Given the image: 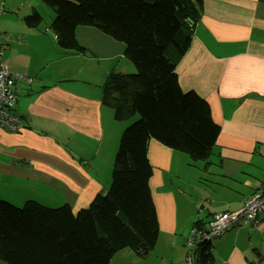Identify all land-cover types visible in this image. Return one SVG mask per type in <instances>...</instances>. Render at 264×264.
<instances>
[{
	"label": "crops",
	"instance_id": "1",
	"mask_svg": "<svg viewBox=\"0 0 264 264\" xmlns=\"http://www.w3.org/2000/svg\"><path fill=\"white\" fill-rule=\"evenodd\" d=\"M28 3L25 15L38 6L44 9L39 1ZM51 34L27 26L18 14L0 15L3 58L12 73L29 79L13 85L14 112L23 127L16 132L0 129V199L16 206L28 199L48 207L66 203L76 211L107 190L125 124L100 102L101 86L109 72H129L133 65L122 42L94 27L76 28L84 52L62 50ZM175 72L182 90L206 99L220 127L211 157L222 180L212 195L204 194L205 212L183 183L198 182L210 171L197 170L191 182L172 171L161 173L151 161L150 148L169 164L184 158L189 165L190 160L148 140V184L159 230L183 236L195 220L205 219L207 225L213 213L237 209L264 181V0H202L199 22ZM173 237L170 244L181 247L182 240ZM158 242L159 237L150 260L157 257ZM211 243L215 264H264V214L257 223L230 229ZM115 260L114 254L109 264Z\"/></svg>",
	"mask_w": 264,
	"mask_h": 264
},
{
	"label": "trees",
	"instance_id": "2",
	"mask_svg": "<svg viewBox=\"0 0 264 264\" xmlns=\"http://www.w3.org/2000/svg\"><path fill=\"white\" fill-rule=\"evenodd\" d=\"M41 1L53 11L50 28L62 50L84 52L75 36L78 26L94 27L123 43V54L135 70L109 72L100 102L112 109L116 121L137 119L119 138L106 192L96 194L87 206L73 211L66 203L48 207L28 199L18 207L0 199V260L109 264L122 250L144 259L160 232L148 184V140L186 153L192 162L209 164L220 130L206 99L194 90H182L175 72L190 46L202 0ZM23 19L35 27L42 17L32 10ZM205 225V219H197L191 230H204L208 222ZM226 232L192 242L194 264H215L211 242Z\"/></svg>",
	"mask_w": 264,
	"mask_h": 264
},
{
	"label": "rangeland",
	"instance_id": "3",
	"mask_svg": "<svg viewBox=\"0 0 264 264\" xmlns=\"http://www.w3.org/2000/svg\"><path fill=\"white\" fill-rule=\"evenodd\" d=\"M28 1L29 0H6V1L3 0L1 2L4 5L3 7L6 10L5 13H13L15 16L18 14L23 19V16H25V14H23V11L27 10V8L29 7ZM34 1H37V2L39 1V3H40L39 5H43V7H44V9L39 7V6L37 7V11L40 13V15L42 17V20H41L40 24L38 25L39 28L41 27L43 29V31L47 30V33L51 34V30L49 29V25H50L51 19L53 17L52 9L49 6H47L46 4H44L41 0H34ZM5 2H7V4ZM28 14H30V12ZM114 41H116V40H114ZM117 42H119V41H117ZM125 61H128V60L126 59V60H124V62ZM118 68H121L120 64L118 65V67L116 69H118ZM134 70L135 69L133 66L132 70H130L129 72L133 73ZM117 71H119V70H117ZM136 119H137V116H133L126 121L124 120L125 124L120 131L119 138L122 134L123 129L128 124L135 121ZM119 138H118V144H119ZM153 141H155V143H159L154 139H153ZM118 144H117L116 151L118 149ZM149 150H150L151 161L154 164H158L157 171H160L161 173H170L172 171L174 173V175L178 174L181 177H185V179L188 182H191L193 179V174L197 170L210 171L209 173L202 174L201 178L198 182L196 179H194L193 184L186 185L183 183V187H185V192L187 193V195L190 192L193 196H195V200L198 203L202 204L203 209H204L205 208L204 194H207V195L211 194L212 195L213 192L211 191V189L216 188L217 182L222 180L221 176L216 175V172H218V170H217V166L215 165V162H216L215 156L211 157L213 164L205 165V163L202 160H197V161L192 162L190 160V158L188 157V155L185 153V155L190 160L189 165L185 164L184 158H181V160L176 159L174 162L171 159L170 164H169V162L166 159H164V157L161 155L160 152H157V153L151 152V148ZM114 158H115V154L113 157V162H114ZM204 166L207 168L204 169ZM21 205H19V206H21ZM14 206H16V205H14ZM199 209H200V206L197 204L196 210H199ZM203 212H205V209ZM176 221L178 223V227L183 226L184 221L180 217H179V219L176 218ZM190 233H191V227L188 229V231L183 236L180 232L160 230L159 242H158V250L159 251L157 250V252H156L157 257L153 256L152 260H150L151 258H149L148 256L144 259H140L137 256H135L133 252L128 251V250H122V251H118L115 254L116 260L114 263L112 262L111 264H147V263H149V261H151L150 264H189L188 257L190 258L191 264H194V244H192L191 246H187V242H186V240L190 237ZM173 236H175L178 240H182L181 244H180L181 247H179L177 245L173 246L170 244L172 241L175 240V238ZM181 237H182V239H181Z\"/></svg>",
	"mask_w": 264,
	"mask_h": 264
},
{
	"label": "built area",
	"instance_id": "4",
	"mask_svg": "<svg viewBox=\"0 0 264 264\" xmlns=\"http://www.w3.org/2000/svg\"><path fill=\"white\" fill-rule=\"evenodd\" d=\"M3 13L5 9L0 6V15ZM17 79L29 80L10 71L8 62L3 58V48L0 44V129L10 132L19 131L23 127V123L14 112L16 95L13 85ZM262 214H264V181L249 198L243 200L238 209L215 212L204 230L192 229L187 246H190L192 242L197 243L220 236L233 226L253 225L258 222ZM188 260L191 264L189 257Z\"/></svg>",
	"mask_w": 264,
	"mask_h": 264
}]
</instances>
